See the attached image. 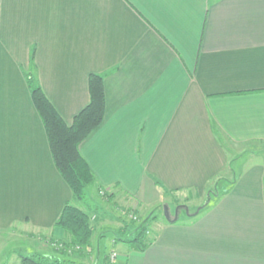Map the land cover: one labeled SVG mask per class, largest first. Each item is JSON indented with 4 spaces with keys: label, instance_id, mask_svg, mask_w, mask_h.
Returning a JSON list of instances; mask_svg holds the SVG:
<instances>
[{
    "label": "crops",
    "instance_id": "crops-1",
    "mask_svg": "<svg viewBox=\"0 0 264 264\" xmlns=\"http://www.w3.org/2000/svg\"><path fill=\"white\" fill-rule=\"evenodd\" d=\"M92 73L105 115L79 151L97 193L172 220H148L142 251L112 239L115 264H264V165L233 163L264 146V0H0V246L30 235L64 255L54 224L75 199L27 78L70 125ZM100 198L89 216L119 230Z\"/></svg>",
    "mask_w": 264,
    "mask_h": 264
},
{
    "label": "trees",
    "instance_id": "trees-1",
    "mask_svg": "<svg viewBox=\"0 0 264 264\" xmlns=\"http://www.w3.org/2000/svg\"><path fill=\"white\" fill-rule=\"evenodd\" d=\"M27 84L35 109L43 123L55 167L71 189L73 198L82 201L86 196L87 187L94 184L95 175L82 157L79 146L103 122L105 115L103 77L95 73L89 75L88 103L73 117L70 125L64 122L34 79L28 77ZM163 193L166 195L168 191L164 189ZM104 195L109 199L108 195ZM134 216L138 217L136 214ZM133 220L124 222L113 239L122 241L124 235H133L127 242L131 248L142 251L152 240L147 235L149 218L139 219L138 223ZM54 226L63 229L68 235L69 240L65 244L81 247L91 245L93 226L89 214L83 209L66 203ZM21 259L22 264H64L62 260L41 256H22Z\"/></svg>",
    "mask_w": 264,
    "mask_h": 264
},
{
    "label": "rangeland",
    "instance_id": "rangeland-1",
    "mask_svg": "<svg viewBox=\"0 0 264 264\" xmlns=\"http://www.w3.org/2000/svg\"><path fill=\"white\" fill-rule=\"evenodd\" d=\"M235 153L237 156L240 155L236 160L233 161V163L236 166H239L240 164L241 165L242 164L264 165V146L263 145L252 144L251 149L244 150L243 152H240V154L239 153L237 154V152ZM225 186L226 185L222 183L221 186L219 187V190H222L221 188ZM97 191H98L97 186L94 184H91L86 189L85 198L82 201H78V200L73 201L74 204L78 206L79 208L83 209L88 214L91 213L94 210L92 209V207H90V204L96 205V201H97L98 203L97 205H99V203H101L102 201L100 197H103L105 196L104 194L107 195L108 193L103 190L100 191V193L99 192L97 193ZM90 200H93V201L91 202ZM103 201L106 204L104 206L105 210L107 209L113 215V217H118L119 219L122 218L123 223L133 220V218L135 217L134 216L135 214L132 212V210L131 211L122 210V208H120L119 206H116L110 199L105 198V200ZM166 209H168V207L165 206V203L162 204V203H158L157 201L151 202V204H148V206H142V208L138 210L137 213L139 214V217L135 218V220L133 221L138 223L139 219L143 220L146 217L152 220L153 215L156 219L158 218L159 220L165 221L167 219L166 214H165ZM192 211H193L192 213L196 212V210L194 209ZM95 213L98 214V211H95ZM183 216H184V212H182L181 218H183ZM93 218H95V216H92L91 218V215H90V220L92 219L91 224L93 227H95L92 237H91L92 250L89 248L90 246L81 247L80 245H70V244L68 245L65 243L63 244L56 243L55 245L58 246L57 249L63 250L64 255L61 254L62 256H58L56 255L57 253L55 252L56 254L53 256L54 257L53 258L51 256H47L48 254L52 255V250L44 249V251H41L40 249L36 247V245L38 244L37 242L38 238L36 236L32 238L30 237V235H28L26 237H23V238L21 237L18 239L11 238L9 240H6V244H4V246L3 245L0 246V249L4 247L2 248L3 249L2 251L5 252V253H1L0 251V264H22V261H21L22 256L20 257L19 256L20 254L27 256V257L41 256V257H46L50 259H58V260L64 261L63 262L64 264H93V261H96L95 264H103V259L107 253H108L107 255L108 264H115V262L111 263V261L109 260V254L112 252L110 251L112 247L111 241L117 235L116 232L118 230L116 227H113L110 225L111 224L116 225L115 223L116 221L110 218H109L110 220H105V218L101 215H97L96 220H93ZM102 218L104 219L102 220ZM104 221H105L104 226L106 227L102 226V222ZM119 223L120 221L117 222V224ZM100 225L104 229H102V227L100 228ZM152 226H154V224L151 221L148 227L150 228ZM128 236L132 237L131 235H127V238H129ZM7 241H10V242H7ZM25 248L28 250L26 251L27 253L25 252L22 253L21 250L25 251ZM34 252H37V253H34ZM86 252L89 253L90 256L78 257V255H75L76 253H86Z\"/></svg>",
    "mask_w": 264,
    "mask_h": 264
},
{
    "label": "built area",
    "instance_id": "built-area-1",
    "mask_svg": "<svg viewBox=\"0 0 264 264\" xmlns=\"http://www.w3.org/2000/svg\"><path fill=\"white\" fill-rule=\"evenodd\" d=\"M135 218V217H134ZM116 257H117V254L115 251H112L110 254H109V260L111 261V263H114L115 260H116Z\"/></svg>",
    "mask_w": 264,
    "mask_h": 264
},
{
    "label": "water",
    "instance_id": "water-1",
    "mask_svg": "<svg viewBox=\"0 0 264 264\" xmlns=\"http://www.w3.org/2000/svg\"><path fill=\"white\" fill-rule=\"evenodd\" d=\"M199 210H197V212H198ZM196 212V213H197ZM165 214H166V218H167V220L168 221H172L170 218H169V214H168V211H167V209L165 210ZM177 215H175V217H176ZM176 219V218H175Z\"/></svg>",
    "mask_w": 264,
    "mask_h": 264
}]
</instances>
